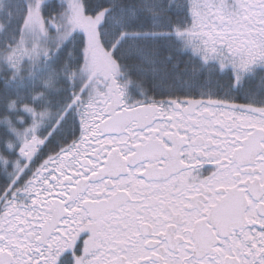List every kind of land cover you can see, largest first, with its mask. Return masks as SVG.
<instances>
[{
    "label": "snow or ice",
    "instance_id": "obj_1",
    "mask_svg": "<svg viewBox=\"0 0 264 264\" xmlns=\"http://www.w3.org/2000/svg\"><path fill=\"white\" fill-rule=\"evenodd\" d=\"M0 264H264V0H0Z\"/></svg>",
    "mask_w": 264,
    "mask_h": 264
}]
</instances>
